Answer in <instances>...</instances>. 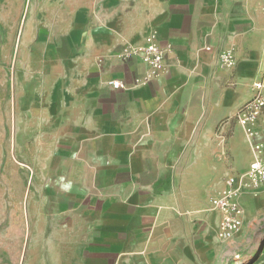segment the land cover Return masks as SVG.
<instances>
[{"label":"crops","instance_id":"crops-1","mask_svg":"<svg viewBox=\"0 0 264 264\" xmlns=\"http://www.w3.org/2000/svg\"><path fill=\"white\" fill-rule=\"evenodd\" d=\"M31 7L50 19L32 46L22 34L17 74L42 82L33 126L40 156L54 155L57 188L43 221L29 225L34 255L19 264L54 257L264 264V183L241 190L242 227L226 240L216 237L211 207L227 177L264 156V109L256 152L235 118L253 82L264 80V0H31ZM33 24L26 19L23 32ZM152 27L166 54L163 71L145 82V63L120 54L144 43ZM227 47L236 63L220 68ZM54 79L58 87L47 88ZM111 79L123 86L112 88Z\"/></svg>","mask_w":264,"mask_h":264},{"label":"rangeland","instance_id":"rangeland-1","mask_svg":"<svg viewBox=\"0 0 264 264\" xmlns=\"http://www.w3.org/2000/svg\"><path fill=\"white\" fill-rule=\"evenodd\" d=\"M28 18L34 24L23 32ZM48 18L33 14L31 0H0V264H19L25 256L34 255L28 242L29 225L43 221L57 188L54 155L40 156L44 143L33 126L41 118L35 89L42 82L34 75L20 82L17 74L22 34L25 45L32 46L41 37L40 24ZM54 35L64 46L65 33L57 29ZM53 81L54 85L48 81L47 88L58 87V81ZM45 181L49 185L42 189ZM53 264H61L59 257H54Z\"/></svg>","mask_w":264,"mask_h":264},{"label":"built area","instance_id":"built-area-1","mask_svg":"<svg viewBox=\"0 0 264 264\" xmlns=\"http://www.w3.org/2000/svg\"><path fill=\"white\" fill-rule=\"evenodd\" d=\"M145 35L144 43L135 47H124L120 57L127 58L131 55L139 57L146 65L147 71L143 79L148 82L163 71L166 52L158 43L155 27L150 28ZM235 63L236 57L232 48L221 50L218 56L220 68L229 69L234 67ZM108 84L112 88L123 86L120 79H111ZM252 85L254 91L252 97L242 104L235 118L250 138L253 150L256 152L261 149V145L253 143L254 125L264 109V80L259 79ZM225 183V187L211 198V207L219 213L215 234L220 240H226L241 230L244 210L240 205L239 195L244 186L258 188L264 183V156H255L243 173L227 177Z\"/></svg>","mask_w":264,"mask_h":264}]
</instances>
